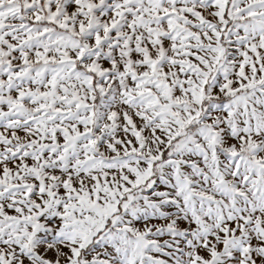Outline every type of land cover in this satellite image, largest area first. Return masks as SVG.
Masks as SVG:
<instances>
[{
  "label": "snow or ice",
  "instance_id": "obj_1",
  "mask_svg": "<svg viewBox=\"0 0 264 264\" xmlns=\"http://www.w3.org/2000/svg\"><path fill=\"white\" fill-rule=\"evenodd\" d=\"M0 264H264V0H0Z\"/></svg>",
  "mask_w": 264,
  "mask_h": 264
}]
</instances>
